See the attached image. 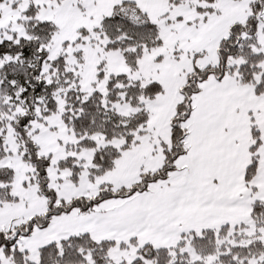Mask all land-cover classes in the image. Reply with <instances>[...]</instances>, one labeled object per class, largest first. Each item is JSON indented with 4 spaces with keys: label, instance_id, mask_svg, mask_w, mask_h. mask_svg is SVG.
Segmentation results:
<instances>
[{
    "label": "snow or ice",
    "instance_id": "1",
    "mask_svg": "<svg viewBox=\"0 0 264 264\" xmlns=\"http://www.w3.org/2000/svg\"><path fill=\"white\" fill-rule=\"evenodd\" d=\"M0 264H264V0H0Z\"/></svg>",
    "mask_w": 264,
    "mask_h": 264
}]
</instances>
